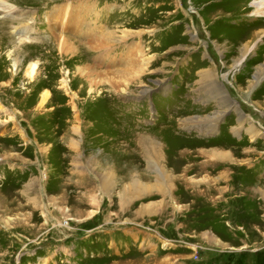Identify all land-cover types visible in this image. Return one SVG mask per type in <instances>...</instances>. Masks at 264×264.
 Masks as SVG:
<instances>
[{
    "label": "rangeland",
    "instance_id": "374dc122",
    "mask_svg": "<svg viewBox=\"0 0 264 264\" xmlns=\"http://www.w3.org/2000/svg\"><path fill=\"white\" fill-rule=\"evenodd\" d=\"M225 1L0 0V264H264V39Z\"/></svg>",
    "mask_w": 264,
    "mask_h": 264
},
{
    "label": "bare ground",
    "instance_id": "6f19581e",
    "mask_svg": "<svg viewBox=\"0 0 264 264\" xmlns=\"http://www.w3.org/2000/svg\"><path fill=\"white\" fill-rule=\"evenodd\" d=\"M204 1H213V0H204ZM230 1L226 0L224 3H228ZM233 2H236V3L234 6L232 3V6H233L232 13L230 12L229 14H227L224 11H221L220 12V13H222L221 17L225 20H231L230 18H234L235 20L237 19L239 21L240 20L243 21L246 18L251 17L253 19L252 20L253 24L255 25V28H254V31L252 32V35L249 36L250 37L249 41L247 43H245L240 50L241 56L244 57L246 54L252 52L255 49L254 46H250L252 40L261 41L262 39H264V28H263V26H264V0H252L251 2H249V0H234ZM84 19H85V17H84ZM36 69H37V65L35 62H31L30 64H28L26 71H25V75L27 76V78L29 80H31L34 77V75L36 73ZM208 77H207V79H204L203 81H207L208 82L207 85L209 87V86H212V84L215 83V81L212 78L213 77L212 75H209ZM204 78H205V76H204ZM217 86L213 87V89H214L213 94L216 93V97L219 98L221 103H223V104L228 103V105H230L231 103L229 104L228 98L226 97V95H224V92L219 89L220 86H218V87ZM46 97H47L46 94L42 96L43 102L45 101ZM238 121H239V125H241L243 122H246L244 116H242V115H239ZM254 130L255 129L250 128L248 131L249 134L252 135L251 136L252 138L255 137L254 136L255 135Z\"/></svg>",
    "mask_w": 264,
    "mask_h": 264
}]
</instances>
